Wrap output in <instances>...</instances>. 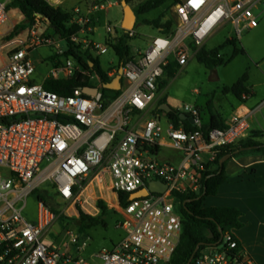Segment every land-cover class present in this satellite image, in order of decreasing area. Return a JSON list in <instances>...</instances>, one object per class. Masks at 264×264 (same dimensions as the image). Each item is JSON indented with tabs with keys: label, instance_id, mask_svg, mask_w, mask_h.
<instances>
[{
	"label": "built area",
	"instance_id": "1",
	"mask_svg": "<svg viewBox=\"0 0 264 264\" xmlns=\"http://www.w3.org/2000/svg\"><path fill=\"white\" fill-rule=\"evenodd\" d=\"M12 1L0 0V31L10 19ZM45 1L55 8L58 5ZM91 1L75 10L74 22L80 30L71 42L98 59L123 35L107 26L105 41H97L93 15L107 6ZM175 15L173 33L159 34L122 68L121 93L108 105L103 95L106 85L72 56L52 67L46 78L79 82L81 87L71 95L60 96L32 82L36 66L31 50L52 47L58 57L67 51L61 50L60 44L67 43L59 36L56 40L38 36L40 17L28 41L0 45V55L7 51L0 69V264L171 263L183 232L174 195L200 190L218 150L248 138L251 124L248 115H236L224 129L205 132L200 110L188 104L173 110L194 120L192 131L176 129L170 121L165 126L159 116L143 114L153 110L158 83L171 63L187 66L207 40L227 25L233 27L236 40L256 30L264 16V0H179ZM125 33L134 36V32ZM118 73L107 75L114 80ZM85 89L96 94H86ZM162 149L179 152L181 161L173 164L158 159ZM152 182L162 183L166 191L130 199L148 190ZM44 187L65 216L78 217L83 212L99 218L103 214L100 204L115 211L121 216L117 228L123 231V239L91 260L81 257L86 242L76 245L74 256L46 244L43 240L60 216L42 202L36 224L22 216L28 197ZM121 194L129 196L126 206L121 205ZM73 243H79L77 237ZM239 247L233 232L224 234L220 242L202 249L193 264H256Z\"/></svg>",
	"mask_w": 264,
	"mask_h": 264
},
{
	"label": "trees",
	"instance_id": "2",
	"mask_svg": "<svg viewBox=\"0 0 264 264\" xmlns=\"http://www.w3.org/2000/svg\"><path fill=\"white\" fill-rule=\"evenodd\" d=\"M125 1L129 5L132 3V0ZM170 2L177 5L179 0H148L134 12L136 15H147L161 9ZM12 7L18 9L26 18V21L19 26L17 31L12 33V36L19 35L24 30L25 25L31 22L32 26L35 19L41 17V20L50 25L55 33L66 41L67 51L64 54L65 57H74L84 70L96 73L102 84L109 85L112 83L113 80L110 79L107 72L102 69L99 60L94 58L89 52L81 51L78 46L71 42V37L80 30V27L74 22V14L63 7L55 8L49 5L45 0H13ZM164 18L165 16L153 21L145 20L144 24L154 27L161 35H170L175 30L177 19H169L165 24H162V19ZM131 39L132 37H130L129 34L124 33L117 41V44L112 45V50L118 58L119 69H122L125 64L133 58V49L130 44ZM230 46L234 48L233 56L231 59L225 60L221 53ZM240 54H244V51L238 48L237 42L234 40H227L222 46L214 50H206L203 48L196 55V60L207 69L212 70L227 65ZM57 58V56H53L51 60L56 61ZM59 65L61 64H57V66ZM180 69L181 67L175 62L168 66L164 75L166 80L158 83L159 92L167 86V79H173ZM247 82L248 75L245 74L235 85L224 88L223 92L225 94L232 93L239 101L243 102V97L249 98L251 96L250 90L246 87ZM79 87H81V85L76 81H55L53 79H47L44 83V88L46 90L60 96H69ZM120 93V91L104 89L103 95L105 104L108 105L111 103ZM155 113L165 114L176 129L183 127L188 131L195 130L194 126L188 121H182L180 116L177 115L173 109L167 113L162 110L160 106L156 108ZM224 128L225 124L221 117L212 115L210 123L204 126L203 131L208 132L212 129ZM256 153L264 154L263 132H252L248 138L237 144L220 148L216 160L207 166L206 173L203 175L202 188L199 195H197V191L185 195H174L177 211L182 217L183 232L180 245L170 264H189L193 256L194 262L202 249L220 242L224 234L231 233L243 227L240 222L241 213L237 209L226 207L205 208L204 203L207 198L217 196L221 186L228 180V175L226 173L228 162H225L223 165L220 164V161L225 156L232 155L231 159H237ZM35 193H38V191ZM37 196L39 202H42L47 207H51L48 201L49 198H44L40 194ZM120 202L122 206H126L129 204V196L121 194ZM100 207L103 209L102 216L110 214L103 204H100ZM51 209L56 214H59L52 207ZM99 218H91L85 213L80 212L82 229L86 230L89 228V226L86 225L87 222H89L91 226L99 225ZM67 219L66 217H60V220L63 222ZM199 246L200 248L195 254ZM241 249L242 248L239 247L240 251ZM193 262L191 264H193Z\"/></svg>",
	"mask_w": 264,
	"mask_h": 264
},
{
	"label": "rangeland",
	"instance_id": "3",
	"mask_svg": "<svg viewBox=\"0 0 264 264\" xmlns=\"http://www.w3.org/2000/svg\"><path fill=\"white\" fill-rule=\"evenodd\" d=\"M148 0H132L130 6L134 11L145 4ZM62 7L72 14L75 15V10L83 8L88 4V0H62ZM93 2V1H91ZM13 3V1H12ZM12 3L9 5L8 10L10 12V19L8 23L0 31L2 36L0 37V45L5 46L9 42L14 40L28 41L31 32V22L25 25L24 30L16 36H12V33L17 31L19 26L26 21V18L18 9L12 7ZM98 4L106 3V10L97 11L93 15L92 26L96 28V39L98 42H104L106 38V27L111 26L115 28L119 35H123L125 31L121 28L124 19L123 8L117 4L116 0H97ZM112 7H108L109 4ZM175 7L173 2L168 3L161 9L151 12L147 15H136L137 22L134 29V36L132 37L130 44L133 50L138 49L141 52L145 51L152 40L159 36V32L151 26L145 25L144 21L157 20L165 16L162 19V24H165L169 19H175ZM35 23V22H34ZM37 34L40 38L51 36L54 40L57 39L58 35L43 20L39 19ZM223 38H235L237 45L253 57H260L264 54V23L261 26L249 33H245L240 40H236L234 29L232 26H225L219 35L206 44V48H211L219 45ZM61 50H67L66 44L61 43ZM7 51L0 55V68L4 65L7 57ZM224 56L227 59H231L233 56V49L227 48L223 51ZM56 56L55 50L52 47L41 46L31 50V58L36 66V72L32 77V81L35 84H42L45 77L48 78V74L52 67L57 64H63L66 60L65 56L58 57L56 61H52L51 58ZM102 69L107 72H119L118 58L113 50H110L106 55L98 58ZM246 59H238L232 67L225 69L224 67L217 69H207L196 59L192 60L187 66L185 71H179L173 79H167V86L165 88L166 97H168V104L170 107H180L176 103L180 104H191L194 99L200 100L199 103L206 104L211 102L216 104L217 100L223 96H227L230 99L233 98L223 92V86L218 83L216 77L213 76L215 70L220 72H230L231 70H240L244 66L246 67ZM201 92V95L199 94ZM210 93V94H209ZM176 102V103H175ZM208 116H205V119ZM163 124L166 122L162 119ZM158 159L162 161H168L173 164H178L181 159V154L177 151L170 149H162L158 155ZM4 176H8L9 170L4 171ZM38 194L44 198H49L50 206L56 210L60 217L68 218L64 222L60 220L52 228L51 232L45 236L44 242L46 244H54L59 247L63 252H68L71 256L76 254V245L87 243V246L81 253V257L86 260H91L94 255L103 249H112L114 245L118 244L124 237L123 231L117 228L121 221L115 211H109L110 214L99 218L100 223L97 226H91L89 222L86 225L89 226L86 230L82 229V222L80 214L71 215L69 217L62 214L63 207L58 203L57 200L51 195L49 189L44 187L33 193L27 199L26 208L22 213L23 218L32 224H36L38 220ZM233 232V231H232ZM77 237V244L73 243V238ZM251 258V257H250ZM252 259V258H251ZM253 260V259H252ZM254 261V260H253ZM255 262V261H254ZM256 263V262H255ZM257 264V263H256Z\"/></svg>",
	"mask_w": 264,
	"mask_h": 264
},
{
	"label": "crops",
	"instance_id": "4",
	"mask_svg": "<svg viewBox=\"0 0 264 264\" xmlns=\"http://www.w3.org/2000/svg\"><path fill=\"white\" fill-rule=\"evenodd\" d=\"M61 1L62 0H53V2L58 4L57 7H62L61 5L63 2ZM88 1V4L84 6V8L92 4L91 0ZM263 23L264 16L260 19L259 27ZM222 29L223 28L217 30L207 40L204 49L208 50L206 44L217 37ZM1 36L2 34L0 32V37ZM227 40H233V38H223L219 45L209 50H214L222 46ZM231 48L234 52V48ZM238 48L243 50L244 54L236 56L230 63L221 67L228 69L232 67L238 59H246V67L244 66L240 70H231L228 73L215 70L213 76L216 77V80L224 89L226 87H232L240 78L247 74L248 82L246 87L250 90L251 96L241 102L232 93H229L227 95H232V99L223 96L221 99L217 100L216 104L214 103L215 99L213 103L206 102V104L199 103L200 100L194 99L192 103L188 105L194 106L200 110L204 125L210 123L212 115L220 116L225 125L236 115H248L251 124V133L256 131L264 133V54L260 57H253L247 53L245 49L239 46ZM138 52L141 51L138 49L132 50L133 56L138 54ZM221 55L225 60H229L224 56L223 51ZM194 59H196V57L191 59L189 63ZM5 63L6 60L4 65ZM187 66L181 68L180 71H185ZM45 80L46 77L42 84L45 83ZM163 80H166V78L164 77L160 82ZM165 88L158 93L157 100L153 105V110L150 113L143 114V117L151 118L153 116H159L161 120L163 118L165 119L166 122L164 125L167 126L169 122L167 116L165 114L155 113L157 107L161 106L162 109L164 105L169 106ZM199 94L201 95V92ZM176 104L179 106L185 105L179 102ZM170 108L171 110L174 109L173 107ZM208 115L209 117L205 119V116ZM188 122L191 124L190 121ZM226 173L228 175V180L221 186L217 196L206 199L204 207L237 209L241 213L240 222L243 227L239 230H234L233 234L246 255L251 257L257 264H264V154L256 153L237 159H231L226 166Z\"/></svg>",
	"mask_w": 264,
	"mask_h": 264
},
{
	"label": "water",
	"instance_id": "5",
	"mask_svg": "<svg viewBox=\"0 0 264 264\" xmlns=\"http://www.w3.org/2000/svg\"><path fill=\"white\" fill-rule=\"evenodd\" d=\"M116 2H117V4H119L123 8V12H124V19H123L121 28L125 32H133L135 29V26H136V22H137V16H136L134 10L125 0H116ZM122 74H123V70L120 69L116 78L112 81L111 84L106 85L105 89L112 90V91H120L121 85H122L121 84ZM84 92L86 94H91V95L96 94V90L90 91L88 89H85ZM162 110L169 113L171 111V108L168 105H164V106H162ZM180 119L182 121L188 120L191 122V124H194V120L192 118H188L187 116L181 115ZM231 158H232V155L225 156L220 161V164L223 165L225 162H228L229 160H231ZM165 191H166V186H164L162 183L152 182L149 185L148 190L144 189L139 193L133 194V195H131L130 199L134 200V199H138V198L147 197L149 192L163 194ZM200 193H201V189L197 191V195H199ZM199 248H200V246L196 249L195 254L198 252ZM193 259H194V256L190 260L189 264H191L193 262Z\"/></svg>",
	"mask_w": 264,
	"mask_h": 264
}]
</instances>
